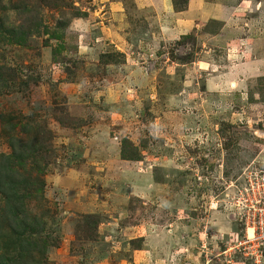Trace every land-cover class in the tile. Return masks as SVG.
<instances>
[{"label":"rangeland","instance_id":"rangeland-1","mask_svg":"<svg viewBox=\"0 0 264 264\" xmlns=\"http://www.w3.org/2000/svg\"><path fill=\"white\" fill-rule=\"evenodd\" d=\"M189 1L0 0V264H264V0Z\"/></svg>","mask_w":264,"mask_h":264},{"label":"trees","instance_id":"trees-1","mask_svg":"<svg viewBox=\"0 0 264 264\" xmlns=\"http://www.w3.org/2000/svg\"><path fill=\"white\" fill-rule=\"evenodd\" d=\"M187 5L188 0H181V3L175 0V7L177 11H184L187 8ZM26 144L27 142L22 141L21 139H17V141H13V139H11L10 145L12 149L15 150V152H13V154L5 155L2 160L0 158V191H2L6 195V199L8 200L9 209L11 210H9L8 213L12 216L13 221L16 223L15 229L18 230L19 228H22L21 231H15L18 237H16L13 242L18 247L20 254L26 253L25 255H22L24 257L27 255V253H33L36 250V246H38V244L34 240H30V235L28 234V232L31 221L28 220V215L26 216V214L23 213L24 211H26L24 200H26V197L30 196V194L20 193V189L18 188L19 186L17 185L20 180H17V182L15 179V177H18L20 173L10 163V159L13 155H20V153L22 152L21 150H23V152L32 153V149H29V145L27 146ZM122 147V153L125 158L135 159L138 157L137 148L129 139H125L123 141ZM19 163L22 164L23 162L19 161ZM20 214L23 215V219ZM19 262L20 260H17L15 261V264H20Z\"/></svg>","mask_w":264,"mask_h":264},{"label":"built area","instance_id":"built-area-1","mask_svg":"<svg viewBox=\"0 0 264 264\" xmlns=\"http://www.w3.org/2000/svg\"><path fill=\"white\" fill-rule=\"evenodd\" d=\"M255 203L252 202L254 219L252 221L254 230L253 238L264 240V185L258 196L254 195Z\"/></svg>","mask_w":264,"mask_h":264},{"label":"crops","instance_id":"crops-1","mask_svg":"<svg viewBox=\"0 0 264 264\" xmlns=\"http://www.w3.org/2000/svg\"><path fill=\"white\" fill-rule=\"evenodd\" d=\"M195 3H194V0H190L189 1V5L190 6H192V5H194ZM206 6V5H205ZM191 7H189L188 9H187V11L186 10H184V11H179L178 13H184V14H182L183 15V17L184 16H186V17H189L190 15H192V14H195L194 12L193 13H191V10L192 9H190ZM185 18V17H184Z\"/></svg>","mask_w":264,"mask_h":264},{"label":"bare ground","instance_id":"bare-ground-1","mask_svg":"<svg viewBox=\"0 0 264 264\" xmlns=\"http://www.w3.org/2000/svg\"><path fill=\"white\" fill-rule=\"evenodd\" d=\"M252 229V228H251ZM253 230V229H252ZM252 233V232H251Z\"/></svg>","mask_w":264,"mask_h":264}]
</instances>
